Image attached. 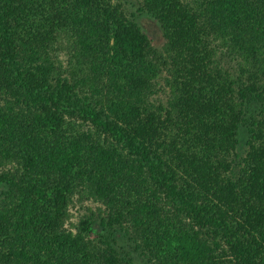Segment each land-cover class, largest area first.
<instances>
[{
  "label": "trees",
  "instance_id": "trees-1",
  "mask_svg": "<svg viewBox=\"0 0 264 264\" xmlns=\"http://www.w3.org/2000/svg\"><path fill=\"white\" fill-rule=\"evenodd\" d=\"M140 1L0 0V264H264V0Z\"/></svg>",
  "mask_w": 264,
  "mask_h": 264
},
{
  "label": "rangeland",
  "instance_id": "rangeland-1",
  "mask_svg": "<svg viewBox=\"0 0 264 264\" xmlns=\"http://www.w3.org/2000/svg\"><path fill=\"white\" fill-rule=\"evenodd\" d=\"M116 1H121L125 5L124 8L126 10L127 15L135 19L136 21H138L142 29L149 35L152 41V44L155 47L160 48L163 42L162 28L159 22H157L153 17L145 13V11L142 12L139 10L141 6V1L140 0H116ZM226 60L228 62L226 64L231 65L233 68L235 67L237 62L234 59L230 58L229 56H226ZM247 134H248L247 126L243 125L241 134L239 135L240 136V147L239 148H240L241 153L244 150V142H245ZM94 205L95 204H93L92 202L81 201V200L79 201L77 196L74 197L73 202L69 207L70 219L66 223V226L74 229V225L78 224L80 221V218L84 214L87 213L86 207L94 206ZM99 234H102V233H99ZM116 240L118 241V246L120 250H122L123 248L124 250L129 251L132 248L129 241H127V238L124 237L122 233H118L116 235ZM136 259L137 261H139L138 258Z\"/></svg>",
  "mask_w": 264,
  "mask_h": 264
}]
</instances>
